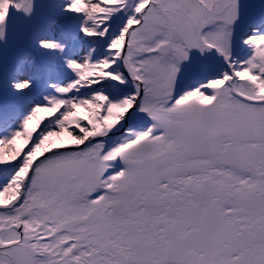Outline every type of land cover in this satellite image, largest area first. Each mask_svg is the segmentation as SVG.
Instances as JSON below:
<instances>
[{"label":"snow or ice","instance_id":"1","mask_svg":"<svg viewBox=\"0 0 264 264\" xmlns=\"http://www.w3.org/2000/svg\"><path fill=\"white\" fill-rule=\"evenodd\" d=\"M0 264H264V0H0Z\"/></svg>","mask_w":264,"mask_h":264}]
</instances>
